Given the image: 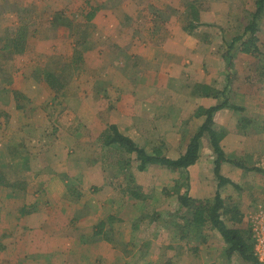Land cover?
I'll return each instance as SVG.
<instances>
[{"label": "crops", "instance_id": "obj_1", "mask_svg": "<svg viewBox=\"0 0 264 264\" xmlns=\"http://www.w3.org/2000/svg\"><path fill=\"white\" fill-rule=\"evenodd\" d=\"M162 1L84 0L49 18L70 29L83 24L79 37L68 40L58 32L42 42L35 39L38 31L28 36L21 25L9 46L0 45V152L6 153L0 163V264H244L233 254L226 257L218 232L216 244L202 238L193 249L143 242L137 201L159 200L160 184L175 189L170 173L184 174L191 199L208 200L211 183L223 200V192L243 186L253 198L264 192V12L254 35L257 52L232 50L226 68L225 43L244 27L225 36L220 1L190 2L198 24L188 31L193 21L179 2ZM20 30L24 48L14 53ZM50 55L66 58L50 71L44 63ZM224 100L240 110L216 111L212 129L221 135L225 158L250 162L252 170L222 163L220 174L230 183L219 188L207 140L199 142L198 159L185 170L150 164L139 171L134 158L120 174L110 161L118 146L94 144L113 125L146 152L159 147L176 159L205 119L198 112ZM32 152L49 158L31 164ZM94 152L99 155L91 157ZM173 195L178 201L179 193L167 198ZM167 225L157 223L155 232Z\"/></svg>", "mask_w": 264, "mask_h": 264}, {"label": "rangeland", "instance_id": "obj_2", "mask_svg": "<svg viewBox=\"0 0 264 264\" xmlns=\"http://www.w3.org/2000/svg\"><path fill=\"white\" fill-rule=\"evenodd\" d=\"M168 1H170V3H173L175 5H177V3L179 2V4L181 5L180 7L183 9L186 15L190 16L188 10L189 9L188 4L196 0H163L162 2L165 3ZM217 1H220L222 6L220 8L221 10L219 11V14L224 19L222 24L225 27L224 30L225 36L229 38L228 34L232 35L235 31H237L238 34V32L241 31L242 28L246 25L247 20L249 19V13L253 11L254 0H217ZM74 3H76L77 7H80V5L84 3V0H0V45L6 44L7 46H9L10 37L16 31L17 27L21 25L22 26L24 25L26 30L29 29L28 36L31 33H33L32 31H34V35L38 31L39 33H37V36L35 35V39L39 40L42 38L43 39L42 42L49 41L50 39L55 37V35H57L58 32H61L60 34L64 36V38H66L67 36L68 40H70V37L73 34L78 35L79 37L80 32L84 31L82 26L83 24H79V22H77L75 25L72 24L73 27H71L70 29L69 24L68 25L65 24V26H61V25H57L56 22L53 25L50 23L49 20V18L52 17L55 11L56 12L59 11L61 7L67 10V8ZM33 6H36V10H32ZM45 6H47V9L49 10H46ZM56 7H60V8H56ZM170 9H173V7L170 6ZM56 17L58 18L59 15H57ZM231 17H232V21H229ZM234 17L236 18L234 19ZM184 18L186 19L185 16ZM47 57L48 59H46L44 63L50 68V71L58 67L63 62L62 59L66 58V56L64 58H61L60 56L57 55H50ZM36 62L38 63V61ZM10 65H12V62L7 63V66ZM37 139L38 138L32 137V142L36 141ZM186 141L187 140L182 142L183 146L186 143ZM101 143L102 142L100 137L94 141V144L97 146H99ZM179 152L177 151L175 153H179ZM57 153L58 151L56 152V154ZM5 154H6L5 152H0V163L1 162L5 163L4 162V159L6 158ZM45 154L46 153H42V152H32L30 155L31 156L30 163L32 164L34 161L38 159H42V157H44V160H47L49 158V155H45ZM63 154L65 153L63 152L62 155ZM94 155L98 156L99 152L96 153L94 152L90 156L92 157ZM17 156L18 155L16 154L15 157L16 164H18V160H21L20 157ZM134 158H135V154L132 153L130 157L129 154L128 155L125 154L123 150L118 147L116 148V150H112V152H110V161L112 162L116 161L114 164L115 165L117 164L116 166H118L117 169L115 170L116 174H120L118 173V169L121 166H124L125 162H127L128 164V162L130 163V160L134 161ZM64 160L66 159L64 158ZM117 161H119V163ZM243 163L247 167L251 166L250 162H243ZM15 171L16 170H14L11 174L16 179L19 178L20 172L18 171L15 172ZM163 175L166 176L165 174ZM169 175H170L169 177H174L173 179L174 181H176L175 189L173 188L174 187L173 184L169 183L165 188L161 187L160 184L159 191L161 193L159 195V200H154L152 205L147 203L148 200L137 201V203L140 205L137 207V210L140 213L138 219H141V222L144 225V231L142 233H139L140 237H138V239L142 240L143 242L158 240V241L167 242L169 244L173 243L174 245H178L177 243L179 242H180L179 245H181V243H187V245L190 244L191 249H193L198 245H203L200 242L202 238H205L206 241L207 238H209L210 245L213 246L212 244H216L214 235L217 232H212L210 228L201 229L200 231V230H195L194 228L188 226L189 217H190L189 212L185 209L178 208L179 202L174 200L176 195L175 196L173 195V198L170 199L167 198L168 197L167 193L175 192V194L179 193L180 195H182L181 193H184L186 189L184 184L183 173L182 174L170 173ZM126 176L129 177L128 174ZM246 179H248V177ZM161 182L162 181H160V183ZM210 185H211V192H210L211 196L208 200L212 201L214 196L213 194L214 183H211ZM246 187L247 186H243L242 188L239 187L238 190L233 188L229 192H223V194L226 195V196L223 195V197H225L224 198L225 205H229L230 207L232 206L237 207L239 214L242 216L240 223H231L229 221H225V224L229 228L240 229L243 235H247V236L250 235V241H251L250 243L252 244L253 247L254 246L253 231H255L256 226L264 225V214H263L264 192L261 191L259 193L257 192L255 197L253 198V196L249 192V189ZM231 195L235 197L233 200L230 199ZM172 199L173 202H170ZM166 201H167V207L162 208V205H164ZM156 209H158L157 211L158 214L156 213ZM151 213H153L152 218L150 217ZM154 215H158V217H154ZM163 222H168L167 226L169 231L164 229L163 231L159 230V232H155V229L157 228V223H159L161 226ZM236 255H237L236 253L233 254V259H239L238 256ZM230 258L232 259V255L228 257V259Z\"/></svg>", "mask_w": 264, "mask_h": 264}, {"label": "trees", "instance_id": "obj_3", "mask_svg": "<svg viewBox=\"0 0 264 264\" xmlns=\"http://www.w3.org/2000/svg\"><path fill=\"white\" fill-rule=\"evenodd\" d=\"M191 21L185 30H191L197 27L198 13L193 5L188 6ZM264 12V0H254V9L249 13V19L240 34L231 39V42L226 45L223 53V58L227 61L226 68L232 66L231 51L238 50L247 54H254L257 52L256 39L254 37L259 22ZM23 33L21 30L16 34L12 40V50L14 53H20L24 48ZM52 82V81H51ZM229 107L233 110H240L237 107L228 105L224 100L222 103L209 107L205 110H200L198 113L205 117L203 123L189 138L185 150L176 159H170L164 156L161 149L153 148L152 151L146 152L144 149L138 147L128 137L121 135L115 126L110 125L104 130L100 139L105 146L117 145L125 154H135L138 161L137 169L143 171L150 164H158L166 167L172 171L185 170L188 166L193 165L198 159L199 142L201 140L208 141V147L214 155L213 160V175L217 182V188L224 184L230 183L220 174V165L222 163H229L235 167L241 168L245 171L252 170L246 167L241 161H234L225 158L222 152L219 141L221 135L212 129L213 116L216 111L221 108ZM258 171V170H257ZM179 208L185 209L189 212L188 226L195 230L210 228L215 230L221 236L225 244L226 257L236 253L238 258L244 264H264L260 262L253 253V247L250 243V235H243L240 229L229 228L225 221L231 223H240L242 216L239 214L237 207H230L225 205L224 200L220 198L218 191L215 192L212 201L191 199L187 194H182L177 197Z\"/></svg>", "mask_w": 264, "mask_h": 264}, {"label": "built area", "instance_id": "obj_4", "mask_svg": "<svg viewBox=\"0 0 264 264\" xmlns=\"http://www.w3.org/2000/svg\"><path fill=\"white\" fill-rule=\"evenodd\" d=\"M255 228L253 253L260 262L264 263V225Z\"/></svg>", "mask_w": 264, "mask_h": 264}]
</instances>
